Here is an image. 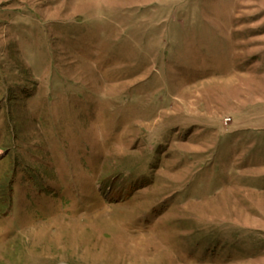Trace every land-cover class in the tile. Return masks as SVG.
<instances>
[{
	"label": "rangeland",
	"instance_id": "1",
	"mask_svg": "<svg viewBox=\"0 0 264 264\" xmlns=\"http://www.w3.org/2000/svg\"><path fill=\"white\" fill-rule=\"evenodd\" d=\"M0 264H264V0H0Z\"/></svg>",
	"mask_w": 264,
	"mask_h": 264
}]
</instances>
